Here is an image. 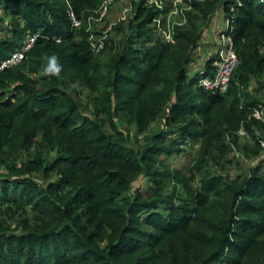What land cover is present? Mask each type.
I'll return each instance as SVG.
<instances>
[{
	"label": "trees",
	"instance_id": "obj_1",
	"mask_svg": "<svg viewBox=\"0 0 264 264\" xmlns=\"http://www.w3.org/2000/svg\"><path fill=\"white\" fill-rule=\"evenodd\" d=\"M104 1L0 0V63L36 35L19 63L0 69V169L8 174L0 181V264H264V165L226 170L232 148L262 150L253 127L264 133V125L249 118L262 102L248 86L264 77V0H183L186 26H173V44L160 33L171 7L137 0L131 20L116 27L120 38L92 51L87 19ZM217 7L237 64L226 91L209 92L197 80L212 75L213 54L198 71L188 73V64ZM98 59L108 61L104 74ZM67 79L94 93L93 119L81 115ZM162 115L174 129L136 148L111 120L143 132ZM240 125L253 145L239 142ZM35 128L41 142L16 165ZM42 144L54 150L51 160ZM191 145L187 177L163 168L161 156ZM33 170L44 173L43 185L26 177ZM141 172L153 185L125 196ZM169 180L176 192L174 184L163 190Z\"/></svg>",
	"mask_w": 264,
	"mask_h": 264
},
{
	"label": "rangeland",
	"instance_id": "obj_2",
	"mask_svg": "<svg viewBox=\"0 0 264 264\" xmlns=\"http://www.w3.org/2000/svg\"><path fill=\"white\" fill-rule=\"evenodd\" d=\"M159 7H163L166 3L171 7L169 14H167L164 20V34H170V40L168 43L173 44L174 40L172 39V29L175 25H185L186 22L183 18L182 12L187 8L186 4L183 0H155ZM137 0H122L110 4L103 15L101 17H96L89 24V31L92 33L93 41H102L107 39L108 37H112L114 41L120 38L121 35L116 34V27L118 28L120 23L122 25H126L132 18V11L134 3ZM150 3V2H149ZM154 5V4H153ZM155 6V5H154ZM156 7V6H155ZM223 14L221 12L220 7H217L214 11L210 21L202 27L200 37L196 42V47L193 50V53L190 58V62L188 64V73L198 71L202 68L203 63L205 61L204 57L207 52L214 51L216 48V36L217 33L223 28L224 20ZM161 33V32H160ZM162 35V34H161ZM104 45V42H103ZM102 45V47H103ZM202 49V50H201ZM99 52V51H98ZM97 52V53H98ZM213 53V52H212ZM212 55V54H211ZM99 63L97 65L98 70L104 74L108 69V61L107 59H98ZM45 70L42 68L41 71L34 75H29L28 77L31 79L38 78L39 75L42 74ZM69 78L68 75H64V79ZM66 91L71 96V98L75 101L78 106V109L81 115L86 116L90 119H93L95 115H93V106H92V97L94 93L88 89H86L83 85L75 80H66ZM248 92L259 99L262 103H264V77L260 76L256 80H251L248 86ZM112 122L117 131L123 136L126 145L131 148H136L138 145H141L145 142L146 137L150 134L158 131H166L168 129H174L175 126L167 127L164 126V116H160L156 121L150 123L146 130L143 132H137L132 124L127 123L126 118H118L116 116L111 117ZM107 119L105 118L104 129L108 132H111V128L108 126ZM242 126H238L236 131ZM245 131V130H244ZM35 136L31 139L30 144L26 145V149L22 150L19 155H17L14 159L16 165H20V162L29 158L28 152L32 150L33 143L41 142L42 140V130L40 128L34 129ZM246 133V131H245ZM253 133L255 137H259L264 141V133L263 130L259 127H253ZM239 142H245L253 145V141L251 138L246 135L237 134ZM172 137H175L172 135ZM43 147V148H42ZM41 156L45 157L47 160H51L54 156V150L49 149V146L42 144ZM197 146H186L185 149L178 153L171 154L170 156L163 157L161 156L164 169L173 173L178 178L187 177L186 166L191 163L192 159L195 156ZM261 152L257 156L251 155H243V153L236 151L232 148L230 152L227 153V158L232 159V164H229L226 168L227 172L230 176H233L240 171H247L250 167L254 166L258 162H262L264 165V147H261ZM237 160V165H234ZM8 174L4 169H0V181L3 176H7ZM26 177L32 179L38 185H43L45 183L44 173L41 170H33L27 174ZM172 175V174H171ZM52 178H55V173L51 174ZM174 182L168 181L165 183L163 190L170 191ZM153 182H150V178L144 172H141L139 176L132 182L129 190L125 193V196H129L133 191H147L148 186H152ZM174 191L176 192L178 188V184L175 183L173 185ZM171 193L169 192V195Z\"/></svg>",
	"mask_w": 264,
	"mask_h": 264
},
{
	"label": "built area",
	"instance_id": "obj_3",
	"mask_svg": "<svg viewBox=\"0 0 264 264\" xmlns=\"http://www.w3.org/2000/svg\"><path fill=\"white\" fill-rule=\"evenodd\" d=\"M122 1V0H105L100 7L99 10H97V17H101L103 13L105 12L106 8L115 2ZM150 3L154 4L157 8L159 5H157L155 0H149ZM68 18L70 19L72 27H78L79 26V20L74 18L72 13L67 11ZM94 20V18L90 17V19H87L88 26L91 21ZM156 25V24H155ZM227 29V21L224 20L223 28L217 33V40H216V48L213 51L214 56V62H213V73L209 76L199 77L197 80V86L201 89L209 92H224L228 88L229 81L231 74L237 64V56L234 51L233 46V40L228 32H226ZM163 31H161V34L163 38L167 41L170 40V34H164ZM36 35H29L23 38L20 42L19 49L12 52L8 59H5L0 63V69L3 67H6L7 65L16 64L19 63L23 57L25 52L30 48L32 45ZM90 39V45L92 51H97L101 47V42L93 41L92 35L89 36ZM249 118L252 120H255L261 124L264 125V103H257L255 104L250 111ZM237 134L246 135L244 128L241 127L237 130ZM256 141L260 147H264V141L263 139L256 137Z\"/></svg>",
	"mask_w": 264,
	"mask_h": 264
},
{
	"label": "crops",
	"instance_id": "obj_4",
	"mask_svg": "<svg viewBox=\"0 0 264 264\" xmlns=\"http://www.w3.org/2000/svg\"><path fill=\"white\" fill-rule=\"evenodd\" d=\"M222 22H223V20H222ZM201 50H202V49H201ZM212 52H213V51L207 52V53L205 54L204 59H207V58L211 55Z\"/></svg>",
	"mask_w": 264,
	"mask_h": 264
}]
</instances>
